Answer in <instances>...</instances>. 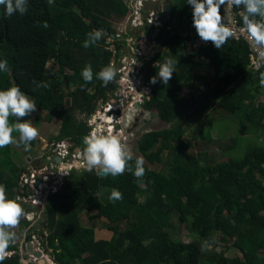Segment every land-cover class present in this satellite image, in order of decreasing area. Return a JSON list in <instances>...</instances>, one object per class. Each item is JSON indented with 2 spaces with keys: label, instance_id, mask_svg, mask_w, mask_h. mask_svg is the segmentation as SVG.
Segmentation results:
<instances>
[{
  "label": "trees",
  "instance_id": "obj_1",
  "mask_svg": "<svg viewBox=\"0 0 264 264\" xmlns=\"http://www.w3.org/2000/svg\"><path fill=\"white\" fill-rule=\"evenodd\" d=\"M172 6L171 21L160 30L150 28L151 54L143 70L150 81L167 58L177 61L167 85L159 80L152 84L154 96L147 103L155 104L171 127L148 131L139 141L141 152L154 163L161 160L165 148L176 147L171 169L162 172L145 168L143 182L150 194L144 202L139 196L141 184L132 172L100 177L95 171L84 169L72 175L66 188L51 195L45 207L48 220L44 223L49 230L46 242L59 264H264V144L257 143L264 136V87L260 86L264 69H249L251 49L245 41L234 38L221 49L211 44L188 54L186 44L198 36L193 27L192 6L187 0H180L177 11ZM221 14L226 24L224 6ZM128 15L124 0H54L52 5L47 0H28L27 13L17 12L11 17L5 16L4 7L0 6V60L7 59L9 67L7 72H0V90L17 85L35 100L37 108H57L63 118L57 140L69 137L84 147L82 138L91 127L79 121L76 112L94 114L99 98L118 87V75L104 87L95 73L113 59L105 35L117 37L119 29L114 21L125 22ZM44 21L48 28L42 26ZM94 29H102L104 36L86 49L83 42ZM52 61L57 69L48 74ZM155 63L160 65L153 67ZM89 64L94 79L86 84L81 71ZM197 67L213 68L214 76L209 79L196 74ZM33 81L47 82L49 87H37ZM186 81L192 86L199 81L210 90L198 89L187 97L183 93ZM94 85L98 88L95 94L91 90ZM68 94L72 104L64 106ZM218 108L229 112L233 120L250 124L247 133L254 135L253 142L245 147L242 157L230 155L203 165L189 151L190 143L184 142L185 129L180 122L184 115L212 114ZM36 112L25 119H33ZM10 121L16 122V118ZM242 136L233 137L235 145L249 141ZM203 137L212 140L211 131L206 129ZM131 163L134 165V161ZM24 169L15 160L11 145L0 148V184L6 185L7 194L18 197ZM114 188L123 193L122 200H109ZM80 207L97 208L92 218L108 217L109 229L117 235L98 239L96 229L81 221ZM25 217L29 226L33 225ZM120 221L126 224L125 229L119 226ZM183 223L190 232L189 241L171 234V229ZM216 231L222 241L233 238V246L241 256L220 257L211 250L202 253L201 242L214 237ZM18 241L16 236L8 249L15 251L16 256L6 258L3 264H24Z\"/></svg>",
  "mask_w": 264,
  "mask_h": 264
},
{
  "label": "clouds",
  "instance_id": "obj_2",
  "mask_svg": "<svg viewBox=\"0 0 264 264\" xmlns=\"http://www.w3.org/2000/svg\"><path fill=\"white\" fill-rule=\"evenodd\" d=\"M47 3L52 5L54 0H47ZM187 4L192 6L193 27L201 41L211 42L215 48L221 49L229 39L235 37L234 28L224 23V18L221 14L223 6L227 5L229 8L235 6L236 8H242L240 13L243 21L242 31L247 32L249 40L253 42L255 47L264 49V0H187ZM0 6L4 7L5 16L7 17H11L17 12L20 15H24L28 11V0H0ZM162 7L159 4L158 7L149 9L156 10ZM167 7L168 2L166 10ZM164 22L168 23L165 20ZM42 26L48 28L49 24L44 21ZM152 27L142 28L144 29L142 38L146 49L150 45L149 34ZM153 28L157 30V28ZM103 36L104 31L102 29H94L87 34V39H85L82 46L87 49L100 41ZM260 55L264 57V51H261ZM176 63L177 61L171 57L167 58L159 66L157 74L151 77L150 83L154 85L159 80L164 85H167L175 72ZM8 70L7 59L0 60V72H7ZM117 73L118 69L109 63L95 73V78L102 81V86L107 87L109 83L115 80ZM81 76L86 84L93 81L94 72L90 64L82 69ZM33 83L37 84V87H49L47 82L37 83L33 81ZM260 86L264 87V73L260 75ZM37 107L35 100L17 85L0 90V148L22 144L25 150H28L31 142L40 133L39 129L33 125L32 120L25 118L31 117L37 111ZM12 117L16 118V122L10 121ZM14 132L19 134L18 137L13 135ZM134 139L130 141V146ZM82 144L84 146L82 157L87 171H95L100 177L121 176L126 171H129L132 172L137 183H143V178L146 175L145 160L142 156L134 157L131 147L122 142L119 134L113 135L111 131L106 135L97 134L93 130L82 138ZM133 161L134 165L131 163ZM62 173L68 175L66 170H62ZM122 199L123 193L118 189H112L109 200L115 202ZM22 205L16 199L9 198L6 185L0 184V264H3L6 258L14 257L17 254L15 251H8V249L16 239L14 230L20 224L21 219L27 215L26 209ZM26 240H28V237L25 239L19 238L18 241L23 256V263L28 260L29 263L25 264H40L41 259L37 255L36 248L33 252L29 251V246H33V244L30 242L27 245ZM216 242L215 237L203 240L200 244V251L202 253L210 251ZM33 255L37 259H34ZM43 257L50 263L51 260L47 258L46 254H43ZM52 264L55 263L52 262Z\"/></svg>",
  "mask_w": 264,
  "mask_h": 264
},
{
  "label": "built area",
  "instance_id": "obj_3",
  "mask_svg": "<svg viewBox=\"0 0 264 264\" xmlns=\"http://www.w3.org/2000/svg\"><path fill=\"white\" fill-rule=\"evenodd\" d=\"M124 1L129 8L127 22L123 23L117 37L110 34L105 35L113 53L111 64L118 69V87L116 91L118 97L114 98L105 107L103 111L106 115L105 118H101V115L95 113L93 115L95 119L89 121V126H91L90 132L95 130L97 134L106 135L109 131L113 135L119 134L122 142L130 146V141L135 138L134 131L130 132V130L138 118L133 119L132 117L133 115L140 116L144 114L143 110H146V107L149 106L147 104L148 99H152L154 96L152 84L146 79V74L143 71L146 68V59L151 54V50L146 49L144 46L142 38L144 35L139 37L136 31L148 26L157 29L164 27V13L168 0ZM154 1L159 2L163 7L156 10L147 8L148 3ZM224 9L226 24L233 27L236 32L233 38L245 41L251 49L249 69L252 72L264 69V57L260 55V52L264 49L255 47L253 42L249 40L247 32L242 31L241 11H237L234 6L229 8L227 5L224 6ZM126 23L132 26L134 30L132 35L129 33V27L127 28ZM135 36L136 38H133ZM119 44H122V49H120ZM211 44V42L201 41L197 36L194 42L186 44V51L188 54L198 53L202 48ZM159 65L155 63L153 67ZM82 149L83 147L71 138L62 140L59 143L54 142L48 153L35 159L40 164L32 162L33 166L25 167L23 170L17 201L23 205L26 204L25 212L28 220L33 224L29 227V231L37 227L34 236L30 238L36 252L46 254V236L49 234V230L46 228L45 231H42L43 229L34 221L35 216L42 215L41 212L48 204L51 195L63 191L72 175L86 169ZM62 170H66L68 175L63 174ZM29 217L31 218L29 219ZM33 257L37 259L35 255Z\"/></svg>",
  "mask_w": 264,
  "mask_h": 264
},
{
  "label": "rangeland",
  "instance_id": "obj_4",
  "mask_svg": "<svg viewBox=\"0 0 264 264\" xmlns=\"http://www.w3.org/2000/svg\"><path fill=\"white\" fill-rule=\"evenodd\" d=\"M172 4L175 5L177 11L180 4V0H172ZM114 23H115L114 24L115 27L117 29H120L124 21L121 22V20H116L114 21ZM126 26L127 28L129 27V33L132 35L134 32L132 26L129 23H126ZM136 32L139 34V37H142L144 33V29H139ZM133 38H136V36ZM55 69H57V64L54 61H52L48 68V74ZM69 72L72 73L71 71H68V73ZM194 72L198 75H203L209 79L214 76V69L211 67H197L194 69ZM198 89H203L208 91L210 90V87L201 84L199 81L198 82L196 81L195 85L192 86L191 83L186 81L184 84L183 93L187 97H190L192 93L196 92ZM91 90L92 93L94 94L97 93L98 92L97 85H94L91 88ZM116 91L117 88L113 92L110 91L106 92L105 97L99 98L98 109L95 113H98L99 116L101 115V118L102 117L105 118L106 116L103 113V111L105 110V107L109 105L108 103H110L114 98L118 97ZM261 99L264 100V95L261 97ZM71 104H72V97L71 95L68 94L66 98V104L64 106H69ZM58 108L62 109L63 106ZM147 108H148L147 111L145 109L143 110L145 114H143L140 117V120H138V122L131 127L130 132L134 131L135 139L131 142L130 147L135 156H142L144 158L146 169L169 172L171 169V165L173 163V158H174L173 154L176 151H178L176 147L165 148L162 152L163 154L161 160L155 163L152 162L149 158H147L140 150L139 141L145 133L152 130H162L171 127V123H168L167 121L161 118L155 104L154 105L152 104L151 106H147ZM94 114L89 115L88 113L82 111L76 112L78 120L83 123H87L88 125H89V121L95 119V117L93 116ZM136 117L139 116L133 115L132 118L134 119ZM31 120L33 122V125L39 129V133H40V135L35 139V143L34 144L31 143L27 151L25 150V147L22 144L19 146L11 145L15 160L19 162L20 165L25 167L33 166L32 162L39 163V161H36L35 159H37L41 155L48 153V151L52 149V144H54V142L59 143L62 142V140L67 139L64 138L57 140V137L58 135L61 134V130L63 127V118L59 115L57 108L56 109L37 108L36 116ZM180 125H182V127H184L185 129L183 136L184 142L190 143L189 151L195 153L200 158L203 165L207 161L213 164L222 159H228L230 155L232 156L234 155L235 157H242L245 147L253 142V137H254V135L251 134L250 132L247 133V129H249L248 126H250V124L242 123V121L240 120H236V121L233 120L230 117V113L222 110L221 108H218L212 114L205 112L201 115H194L191 117L184 115L182 117ZM206 129H209L211 131L212 140H208L203 137V133L206 131ZM236 134L243 135L242 137H245V139L249 141L247 143L243 141L241 143L242 146L235 145V143L233 142V137H236ZM171 143L176 144L175 141H171ZM257 143L264 144V136L258 139ZM233 144H234L233 148H230L228 152L224 153V151H226V148L228 146H232ZM177 146H179L180 149L184 148L183 144H178ZM155 149H157V146L155 147ZM149 194L150 192L147 188V183L143 182L141 184V189L139 191V196L141 201L143 202L146 201L149 198ZM8 197L11 199L17 198L11 196L10 193L8 194ZM103 199L106 200L105 198ZM23 208L25 209V207ZM96 212H98L97 208H94L93 210H87L85 208L80 207V216L83 224L93 228L97 227V228L108 229L109 225L111 224L110 219L106 216L93 219L92 215ZM41 214L42 215H36L37 217L35 216L34 221L36 222V224H38L41 227V229H43L42 231H45L46 230L45 223H47L48 220L45 209L42 210ZM26 219H27L26 217H23V219H21L20 224L17 226V228L14 231L16 232V236L18 238L25 239L26 237H28V240H26L27 241L26 244L28 245L31 242L30 238L34 236L37 227L32 228L31 231H29L30 226L26 222ZM118 224L122 229L126 228V224L123 221H120ZM186 225L187 224L183 223L179 228L171 229L172 236L175 237L176 239H181L184 241L191 240V235ZM112 235H117V234L113 230H110V233H108V237L109 236L111 237ZM214 237L217 242L213 244L211 248V251L213 253L219 255L220 257H227V258L241 256L240 251L233 246L232 243L233 238L229 237L226 241H222L219 238L220 232L218 231L214 232ZM42 249H44V247H42ZM58 252H62V251L59 250ZM46 256L48 259L51 260V262L57 264L53 255V251L50 250L48 246H47ZM24 262L29 263L28 260H25Z\"/></svg>",
  "mask_w": 264,
  "mask_h": 264
},
{
  "label": "water",
  "instance_id": "obj_5",
  "mask_svg": "<svg viewBox=\"0 0 264 264\" xmlns=\"http://www.w3.org/2000/svg\"><path fill=\"white\" fill-rule=\"evenodd\" d=\"M171 1H172V0H168V7H167L166 12L164 13V20H165L166 22H170L171 19H172V17H173V6L171 5ZM158 6H159V3H158V2H152V3H149V4L147 5L148 8H152V9H154V8H156V7H158ZM25 189H26V188H25ZM22 219H23V218H22ZM29 249L31 250V252L34 251V249L32 248V245L29 246ZM24 252H25V251H24ZM37 255H38V257H40V259H41V260H40V264H49V263H48V260L45 259V258L43 257V254H42L41 252H38Z\"/></svg>",
  "mask_w": 264,
  "mask_h": 264
},
{
  "label": "crops",
  "instance_id": "obj_6",
  "mask_svg": "<svg viewBox=\"0 0 264 264\" xmlns=\"http://www.w3.org/2000/svg\"><path fill=\"white\" fill-rule=\"evenodd\" d=\"M96 229V236L98 239H111L113 237V235L110 237H108V233H110L111 229H104V228H97L94 227Z\"/></svg>",
  "mask_w": 264,
  "mask_h": 264
},
{
  "label": "flooded vegetation",
  "instance_id": "obj_7",
  "mask_svg": "<svg viewBox=\"0 0 264 264\" xmlns=\"http://www.w3.org/2000/svg\"><path fill=\"white\" fill-rule=\"evenodd\" d=\"M146 110H148V108L146 107ZM145 114V113H144ZM143 115V114H142ZM140 115L137 119L136 122L134 123V125L138 122V120H140V117L142 116ZM32 248L35 250V246H32ZM28 250L30 251V249L28 248Z\"/></svg>",
  "mask_w": 264,
  "mask_h": 264
},
{
  "label": "bare ground",
  "instance_id": "obj_8",
  "mask_svg": "<svg viewBox=\"0 0 264 264\" xmlns=\"http://www.w3.org/2000/svg\"><path fill=\"white\" fill-rule=\"evenodd\" d=\"M49 264H52V262L50 261V263Z\"/></svg>",
  "mask_w": 264,
  "mask_h": 264
}]
</instances>
